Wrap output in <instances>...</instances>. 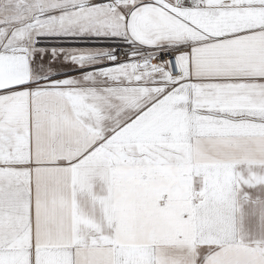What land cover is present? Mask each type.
I'll list each match as a JSON object with an SVG mask.
<instances>
[{
    "label": "snow or ice",
    "instance_id": "snow-or-ice-1",
    "mask_svg": "<svg viewBox=\"0 0 264 264\" xmlns=\"http://www.w3.org/2000/svg\"><path fill=\"white\" fill-rule=\"evenodd\" d=\"M0 264H264V0H0Z\"/></svg>",
    "mask_w": 264,
    "mask_h": 264
}]
</instances>
